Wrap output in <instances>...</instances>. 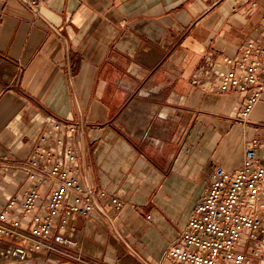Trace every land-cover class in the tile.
<instances>
[{
    "label": "crops",
    "instance_id": "1",
    "mask_svg": "<svg viewBox=\"0 0 264 264\" xmlns=\"http://www.w3.org/2000/svg\"><path fill=\"white\" fill-rule=\"evenodd\" d=\"M27 1L0 0V209L33 184L16 163L50 114L76 125L64 134L81 185L108 194L68 264H170L213 170L238 168L247 141H261L264 91L244 125L247 92L191 76L205 56L264 36V0ZM49 188L38 186L40 210Z\"/></svg>",
    "mask_w": 264,
    "mask_h": 264
},
{
    "label": "built area",
    "instance_id": "2",
    "mask_svg": "<svg viewBox=\"0 0 264 264\" xmlns=\"http://www.w3.org/2000/svg\"><path fill=\"white\" fill-rule=\"evenodd\" d=\"M27 2L36 11L37 3ZM204 58L191 80L217 84L221 93L247 92L240 114L242 124H249L248 113L264 91V36L248 41L239 55H219L220 62L212 55ZM75 129V124L48 114L32 151L16 163L33 184L20 200L13 196L0 209V264L80 260L83 222L96 200L108 194L84 188L75 176L70 166L75 151L65 145L64 134ZM243 157L233 171L220 165L213 170L208 190L194 206L186 228L165 251L170 264H250L264 253V131L260 142L247 141ZM39 185H50L41 210ZM19 202L17 215L10 219ZM107 203L117 211L123 206L112 196Z\"/></svg>",
    "mask_w": 264,
    "mask_h": 264
},
{
    "label": "bare ground",
    "instance_id": "3",
    "mask_svg": "<svg viewBox=\"0 0 264 264\" xmlns=\"http://www.w3.org/2000/svg\"><path fill=\"white\" fill-rule=\"evenodd\" d=\"M43 264H55V262L52 261V260H50V261H48V262H46V263H43Z\"/></svg>",
    "mask_w": 264,
    "mask_h": 264
},
{
    "label": "water",
    "instance_id": "4",
    "mask_svg": "<svg viewBox=\"0 0 264 264\" xmlns=\"http://www.w3.org/2000/svg\"><path fill=\"white\" fill-rule=\"evenodd\" d=\"M21 264H30V263H21Z\"/></svg>",
    "mask_w": 264,
    "mask_h": 264
}]
</instances>
